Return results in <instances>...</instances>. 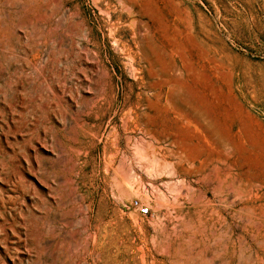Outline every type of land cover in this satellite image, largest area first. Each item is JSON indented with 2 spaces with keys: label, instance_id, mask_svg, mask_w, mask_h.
Returning <instances> with one entry per match:
<instances>
[{
  "label": "rangeland",
  "instance_id": "1",
  "mask_svg": "<svg viewBox=\"0 0 264 264\" xmlns=\"http://www.w3.org/2000/svg\"><path fill=\"white\" fill-rule=\"evenodd\" d=\"M262 241L264 0H0V264Z\"/></svg>",
  "mask_w": 264,
  "mask_h": 264
},
{
  "label": "built area",
  "instance_id": "2",
  "mask_svg": "<svg viewBox=\"0 0 264 264\" xmlns=\"http://www.w3.org/2000/svg\"><path fill=\"white\" fill-rule=\"evenodd\" d=\"M134 205L139 208L141 214H148L150 208L144 204H142L138 199L134 201Z\"/></svg>",
  "mask_w": 264,
  "mask_h": 264
},
{
  "label": "bare ground",
  "instance_id": "3",
  "mask_svg": "<svg viewBox=\"0 0 264 264\" xmlns=\"http://www.w3.org/2000/svg\"><path fill=\"white\" fill-rule=\"evenodd\" d=\"M19 172V171H18ZM32 177V176H31ZM36 179V178H35ZM63 179V178H62ZM2 180V179H1ZM63 181H65V179H63ZM123 184V183H122ZM5 185V184H4ZM47 188V187H46ZM219 192V191H218ZM242 193H244V192H242ZM242 195V194H241ZM64 202V201H63ZM65 203V202H64ZM232 203H234V201L232 202ZM218 205V204H217ZM244 207V206H243ZM187 208L185 207V206H182L181 207V211H184V210H186ZM27 210V209H26ZM212 212V211H211ZM72 214V213H71ZM247 217H249V216H247ZM250 218V217H249ZM7 231V230H6ZM262 242H264V241H262ZM3 250V249H2ZM3 253V252H2ZM13 260V259H12Z\"/></svg>",
  "mask_w": 264,
  "mask_h": 264
}]
</instances>
